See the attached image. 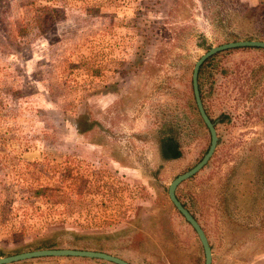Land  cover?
<instances>
[{
    "label": "rangeland",
    "instance_id": "374dc122",
    "mask_svg": "<svg viewBox=\"0 0 264 264\" xmlns=\"http://www.w3.org/2000/svg\"><path fill=\"white\" fill-rule=\"evenodd\" d=\"M247 40L264 41V0H0V257L78 249L203 264L167 186L209 146L193 64ZM198 87L217 141L174 195L210 264H264V50L211 56ZM166 137L178 158L163 159Z\"/></svg>",
    "mask_w": 264,
    "mask_h": 264
},
{
    "label": "water",
    "instance_id": "95a60500",
    "mask_svg": "<svg viewBox=\"0 0 264 264\" xmlns=\"http://www.w3.org/2000/svg\"><path fill=\"white\" fill-rule=\"evenodd\" d=\"M236 48H256L264 50V41L247 40V41H235L221 44L219 46L211 47L204 52L193 64L191 70V91L194 100V104L198 113V116L205 126L209 134V146L202 156V158L189 170L177 175L171 180L167 186V197L176 212L183 218V220L190 226L196 235V238L201 246L203 253V264H210V249L205 238V235L194 218L190 213L181 205L174 195L175 188L183 181L197 174L207 163L211 154L215 148L217 137L215 135L214 123H212L206 116L199 97L197 87V74L200 66L211 56L223 52L226 50ZM39 258H80L88 260H99L110 264H129L124 260L115 257L113 255L92 251V250H78V249H39L27 252H21L10 256L0 257V264H13L21 261L39 259Z\"/></svg>",
    "mask_w": 264,
    "mask_h": 264
},
{
    "label": "trees",
    "instance_id": "16d2710c",
    "mask_svg": "<svg viewBox=\"0 0 264 264\" xmlns=\"http://www.w3.org/2000/svg\"><path fill=\"white\" fill-rule=\"evenodd\" d=\"M209 59H207L206 61H208ZM201 67H202V65L200 66V68L198 70V74H197V87H198V75L200 74ZM198 89H199V87H198ZM161 154L163 156V159H165V160L176 159L180 156V153L177 149L176 143L170 137H166V138L162 139ZM181 205L184 207L183 204H181ZM44 248H48V247H44Z\"/></svg>",
    "mask_w": 264,
    "mask_h": 264
},
{
    "label": "flooded vegetation",
    "instance_id": "af4514ba",
    "mask_svg": "<svg viewBox=\"0 0 264 264\" xmlns=\"http://www.w3.org/2000/svg\"><path fill=\"white\" fill-rule=\"evenodd\" d=\"M213 123V122H212Z\"/></svg>",
    "mask_w": 264,
    "mask_h": 264
}]
</instances>
